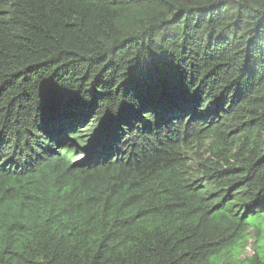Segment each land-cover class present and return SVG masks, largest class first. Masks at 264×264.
Segmentation results:
<instances>
[{
	"label": "trees",
	"instance_id": "obj_1",
	"mask_svg": "<svg viewBox=\"0 0 264 264\" xmlns=\"http://www.w3.org/2000/svg\"><path fill=\"white\" fill-rule=\"evenodd\" d=\"M263 210L264 0H0V264H236Z\"/></svg>",
	"mask_w": 264,
	"mask_h": 264
},
{
	"label": "rangeland",
	"instance_id": "obj_2",
	"mask_svg": "<svg viewBox=\"0 0 264 264\" xmlns=\"http://www.w3.org/2000/svg\"><path fill=\"white\" fill-rule=\"evenodd\" d=\"M201 152V151H200ZM250 226L249 231L246 233V246L244 249L234 246L230 253L222 256L220 262L224 259L232 260L236 264H240V260L251 256L257 251L260 257H264V210L251 214L247 218ZM213 264H220L217 259H213Z\"/></svg>",
	"mask_w": 264,
	"mask_h": 264
}]
</instances>
